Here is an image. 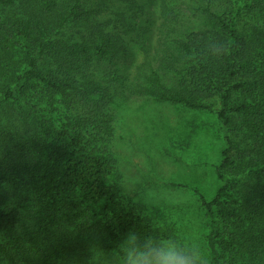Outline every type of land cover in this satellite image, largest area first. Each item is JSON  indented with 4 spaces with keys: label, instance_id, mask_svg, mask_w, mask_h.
I'll list each match as a JSON object with an SVG mask.
<instances>
[{
    "label": "trees",
    "instance_id": "1",
    "mask_svg": "<svg viewBox=\"0 0 264 264\" xmlns=\"http://www.w3.org/2000/svg\"><path fill=\"white\" fill-rule=\"evenodd\" d=\"M83 1L0 0V7L8 8L6 16L0 17L5 19L0 21V41L7 37L21 43L27 65V70L17 75V61L6 52L8 48L0 51V88L5 99L39 109L41 100H33L35 94L39 95L35 84L38 82L49 91L68 92L74 105L77 101L78 109L76 117L59 120L58 132L36 143L29 153L31 161L23 167L16 163L15 152L3 154L0 159V258L7 264H40L42 259V264H48L49 252L54 247L75 250V264L80 257L82 264L94 248L115 247L130 230L141 234L152 231L138 217L112 211V164L90 150V139L95 137L96 130H102L108 117L110 97L109 88L90 82L92 74L81 67L96 59L115 60L125 52V44L120 33L105 30L102 25L94 27L81 41L64 38L70 21H82L88 15ZM188 1L205 5L201 11L212 19L213 26L163 45L161 65L157 69L152 67L151 75L141 72L140 84L132 85L133 91L189 109H210L205 101L221 97L224 107L219 117L224 126L231 125L229 112L246 116L245 140H252L262 152L264 72L258 74L254 84L234 81L254 66L258 49L264 50V0ZM213 41L227 45V55H212ZM158 69L185 71L186 80L170 91L162 84ZM85 78H89L91 85L79 87ZM147 82L151 85L145 86ZM242 88H250L252 94L259 91L260 100L255 97V106L244 103L228 110L232 92ZM33 123L37 127L35 117ZM227 141L229 147L218 168L225 185L210 202L201 196L211 219L207 240L213 264H264V167L258 179L244 183L243 188L251 149L236 146L230 137ZM233 150L241 152L238 163ZM11 157L13 160L9 161ZM19 171L34 181L27 199L34 200L39 195L38 205L51 218L26 233L20 230L23 217L18 204L8 203L5 197L1 200L2 193L8 195L12 189L20 188L14 184L20 179ZM4 234L8 236L4 238Z\"/></svg>",
    "mask_w": 264,
    "mask_h": 264
},
{
    "label": "rangeland",
    "instance_id": "2",
    "mask_svg": "<svg viewBox=\"0 0 264 264\" xmlns=\"http://www.w3.org/2000/svg\"><path fill=\"white\" fill-rule=\"evenodd\" d=\"M82 5L88 15L82 21H70L64 38L81 41L94 27L102 25L105 30L120 33L125 44V52L115 60L96 59L87 64L93 67L84 64L81 67L82 71L85 68L92 74L90 82L109 88L108 117L102 130H96L95 137L90 139V150L112 164L109 177L115 194L112 211L127 216L132 214L151 230L152 224H156L162 229L157 233L160 236L199 237L208 246L211 219L201 196L210 202L225 185L218 168L223 152L229 147L227 137L236 146L251 149L247 157L248 173L241 183L243 188L244 183H253L261 175L264 148L261 152L252 140H245L246 116L243 114L229 112L231 125L224 126L219 117L224 107L221 97L205 101L210 109H189L133 91V86L140 84L141 72L151 75L152 67L157 69L161 65L163 45H171L176 37L213 26L212 19L201 11L205 5L188 0H84ZM6 13L8 8L0 7V17ZM1 18L0 21L5 20ZM5 48L17 61L16 74L24 73L27 65L21 43L6 37L0 41V51ZM158 72L162 84L170 91L181 87L186 80L185 71L175 73L158 69ZM263 72L264 50L259 48L254 66L241 72L234 83L254 84L258 74ZM88 80L80 81L79 87H89ZM1 84L3 80H0V87ZM35 84L39 95L34 93L33 100H41L39 109H31L23 102L7 101L0 88V159L3 154L15 152L14 159L20 167L31 161L29 153L36 143L48 140V134L59 131L60 119L78 115L77 101L74 105L68 92L56 93L42 83ZM259 95V91L252 94L250 88L233 91L226 108L229 110L244 103L255 106L254 98ZM33 117L38 122L37 127ZM98 132L101 133L98 135ZM232 152L238 163L241 152ZM20 172V179L14 182L20 186L18 191L12 189L8 195L2 193L1 200L5 197L8 203L18 204L23 217L20 230L26 233L29 228L38 229L41 222L48 223L51 218L43 212L42 205H38L39 195L35 201L27 199L34 181ZM113 246L94 248L82 264H111L117 245ZM71 247L75 244L71 243ZM0 264L7 263L0 258ZM48 264H75V250L54 247L49 252Z\"/></svg>",
    "mask_w": 264,
    "mask_h": 264
},
{
    "label": "clouds",
    "instance_id": "3",
    "mask_svg": "<svg viewBox=\"0 0 264 264\" xmlns=\"http://www.w3.org/2000/svg\"><path fill=\"white\" fill-rule=\"evenodd\" d=\"M227 45L211 42L212 55H227ZM152 224V231L141 234L130 230L118 243L111 256V264H213L214 256L206 242L199 237L167 235Z\"/></svg>",
    "mask_w": 264,
    "mask_h": 264
}]
</instances>
